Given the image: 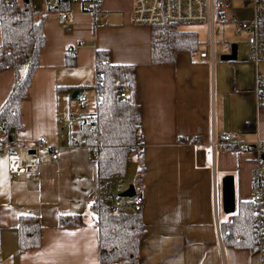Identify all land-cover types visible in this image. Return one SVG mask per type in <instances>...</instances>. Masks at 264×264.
I'll list each match as a JSON object with an SVG mask.
<instances>
[{
  "label": "crops",
  "instance_id": "crops-1",
  "mask_svg": "<svg viewBox=\"0 0 264 264\" xmlns=\"http://www.w3.org/2000/svg\"><path fill=\"white\" fill-rule=\"evenodd\" d=\"M27 1L35 17L42 18L45 45L20 101L22 126L12 129L10 143L30 145L43 136L59 146V155L51 159L40 150L34 159L29 151L21 164L2 150L0 264H264L250 246L225 244L219 231V222L230 216L219 220L217 176L232 174L238 201L249 200L256 154L209 144L229 131L237 143L264 139V106L257 108L254 93L255 73L264 75V61L253 64L243 52L220 59L213 35L211 58L198 55L209 50L204 38L202 49L198 43L193 53L179 51L172 63L155 64L151 27L132 21L133 0H103L98 25L79 5L55 9L56 0ZM61 12L66 13L64 25ZM66 44L75 46L73 53L63 50ZM97 49L107 50L112 64L135 67L143 146L134 155L141 175L134 188L143 196L145 228L135 263L99 261L98 231L89 208L96 190L95 161L86 147L59 137L58 118L64 130H76L81 121L67 122L68 105L78 88L91 97ZM13 80L12 69L0 71V105ZM194 136L202 142H178ZM72 214H84L83 223L58 224L59 215ZM26 215L39 220L40 243L20 250L17 224Z\"/></svg>",
  "mask_w": 264,
  "mask_h": 264
},
{
  "label": "trees",
  "instance_id": "trees-1",
  "mask_svg": "<svg viewBox=\"0 0 264 264\" xmlns=\"http://www.w3.org/2000/svg\"><path fill=\"white\" fill-rule=\"evenodd\" d=\"M67 1L56 0L52 8L65 9ZM28 1H0V71L12 69V86L0 105V143L10 141L12 129L22 126L19 105L26 95L31 74L39 66L38 56L45 45L42 18ZM151 27V61L155 64L172 63L179 51L193 53L198 46L194 31L179 28V23L163 21ZM95 69L100 70L98 90L100 102L94 114L81 117L76 130L92 142L97 140L94 159L96 177L105 179L111 174L125 176L139 133L141 109L134 97L135 67L132 64H112L107 50L95 51ZM124 90V96H120ZM141 157V155H140ZM141 175L133 177L134 187ZM89 208L98 231L99 261L101 263H135L139 242L145 234L141 212L125 214L109 209L94 198ZM84 214L59 215L58 224L69 226L83 223ZM252 202L240 201L230 217L219 222V231L225 244L250 246L252 244ZM20 250L38 247L40 223L37 217L26 215L18 220ZM242 235L243 241L237 236Z\"/></svg>",
  "mask_w": 264,
  "mask_h": 264
},
{
  "label": "built area",
  "instance_id": "built-area-1",
  "mask_svg": "<svg viewBox=\"0 0 264 264\" xmlns=\"http://www.w3.org/2000/svg\"><path fill=\"white\" fill-rule=\"evenodd\" d=\"M9 3L11 0H0ZM68 3L81 6L91 14L92 24L98 25L101 17L100 5L103 0H62ZM242 7H249L248 16L237 17L230 8L226 0H133L131 19L135 24L152 25L163 21L174 23H193L204 22L208 26V39L206 46L209 50L198 53L199 57H210L213 50V25L215 20L230 21L234 23V32H246L244 41L245 49L243 53L253 64L264 61V0H241ZM61 24L66 23V13L60 14ZM68 28V27H67ZM74 45L66 44L63 46L65 52L73 53ZM100 70L94 72V80L91 86V97L85 93L84 88H78L77 93L71 98L68 105L67 122L72 124L77 117L94 114L101 99L98 90ZM254 93L257 108L264 106V75L256 72L254 77ZM125 91L120 90L119 95L124 96ZM63 120L57 119L59 127V137L66 140L69 145L84 146L89 152V156L94 160L97 156L98 141L93 139L89 142L86 135L78 130H64ZM10 139L13 133H9ZM179 143L198 144L202 142L200 136L179 139ZM211 147L216 145L226 149L239 148L250 149L255 152V164L250 173V200L252 202V244L251 248L257 252L259 258L264 260V158H260L264 152V139H256L252 143L235 142V134L232 131L221 133L218 140L210 139ZM143 146L142 135L136 136L134 151L141 152ZM5 149L14 156L21 164L25 163V152H31L34 159L38 157V151L47 155L51 159H56L59 155V146L49 144L43 136L36 138L32 144L25 145L15 141V143H0V155ZM125 176L111 174L105 179L97 178L94 199L109 209L117 210L125 214H136L141 211L144 200L141 193H135L129 197L118 195L112 190V186L123 182ZM120 198V197H119ZM242 240V237H239Z\"/></svg>",
  "mask_w": 264,
  "mask_h": 264
},
{
  "label": "rangeland",
  "instance_id": "rangeland-1",
  "mask_svg": "<svg viewBox=\"0 0 264 264\" xmlns=\"http://www.w3.org/2000/svg\"><path fill=\"white\" fill-rule=\"evenodd\" d=\"M230 4L231 10L237 17H245L249 15L250 9L249 7H242L241 0H226ZM29 2V1H28ZM34 7V6H33ZM179 28L183 30H192L195 31L199 41V48H203L204 38L207 40L208 38V26L204 23H179ZM213 35L215 36V51H219V53H225L229 51V43L235 42L237 44V52L238 56L242 57V52L245 49L244 41L246 38V32L240 31L234 32V23L230 21H220L215 20L213 29ZM238 149H241L239 147ZM136 158L133 156L131 161L128 163L125 180L123 182L117 183L112 186V190L115 194H118L122 190H124L132 181L133 175L136 173ZM224 175V174H223ZM222 174H218L217 181L219 182V202H218V212H219V220L223 217L230 216L231 213H226L223 211L221 206V197H220V180L223 176ZM120 197V198H119ZM118 199H121L122 196H119ZM234 200H235V208L238 205V193L237 188H234ZM89 210V208H88ZM90 211V210H89Z\"/></svg>",
  "mask_w": 264,
  "mask_h": 264
},
{
  "label": "water",
  "instance_id": "water-1",
  "mask_svg": "<svg viewBox=\"0 0 264 264\" xmlns=\"http://www.w3.org/2000/svg\"><path fill=\"white\" fill-rule=\"evenodd\" d=\"M25 2L27 0H24ZM237 44L235 42L229 43V51L227 53L220 54V59L230 60L236 58ZM77 90H74L71 97H74ZM260 158H264V152H261ZM135 193V188L132 183H130L124 190L119 192L118 196L129 197ZM220 197L221 206L224 212L231 213L235 209L234 200V182L233 175L230 173L224 174L220 180Z\"/></svg>",
  "mask_w": 264,
  "mask_h": 264
}]
</instances>
